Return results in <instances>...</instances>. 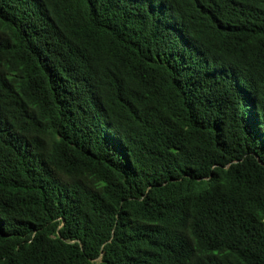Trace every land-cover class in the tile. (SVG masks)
I'll list each match as a JSON object with an SVG mask.
<instances>
[{"label": "trees", "instance_id": "trees-1", "mask_svg": "<svg viewBox=\"0 0 264 264\" xmlns=\"http://www.w3.org/2000/svg\"><path fill=\"white\" fill-rule=\"evenodd\" d=\"M0 264H264V0H0Z\"/></svg>", "mask_w": 264, "mask_h": 264}]
</instances>
